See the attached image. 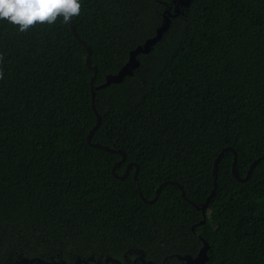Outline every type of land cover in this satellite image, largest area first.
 <instances>
[{
  "label": "trees",
  "instance_id": "16d2710c",
  "mask_svg": "<svg viewBox=\"0 0 264 264\" xmlns=\"http://www.w3.org/2000/svg\"><path fill=\"white\" fill-rule=\"evenodd\" d=\"M175 0H79L73 26L94 86L155 35ZM61 16L25 31L0 20V264L148 259L209 246L206 264H264V0H191L120 84L95 91ZM137 166V167H136ZM194 228L192 229V227ZM198 236V237H197ZM36 264V262H34Z\"/></svg>",
  "mask_w": 264,
  "mask_h": 264
},
{
  "label": "water",
  "instance_id": "95a60500",
  "mask_svg": "<svg viewBox=\"0 0 264 264\" xmlns=\"http://www.w3.org/2000/svg\"><path fill=\"white\" fill-rule=\"evenodd\" d=\"M190 3H191V0H175V1H173V8H170L169 6H167V9L163 12V15H162V18H163L162 23L156 29L155 35L153 37L146 39L141 45H138L133 50H131L129 53L127 62L121 67V69L115 74L106 75L105 81L101 85H98V86H94V84H93L94 78H95L96 73H97V68L91 64V59H90L91 50H90L89 46L87 45V43L84 40H82L79 37V35L76 33L75 27L73 26V19L71 18L69 21V28H70L72 35L81 45H83V47L86 50L85 64H86L87 68H89L93 71V74H92L90 81H89V86H90V92H91V107H92V109L96 115V124L87 134L86 140H87L88 144H90V145H92L98 149L107 151L109 153H116V154L120 155L121 159L119 161H117L111 169V173L115 178H121L122 179V178L126 177L129 169L132 167V165H135V164H133V163L128 164L126 166L125 173L122 176H119L116 174V169L125 160V154L121 150H116L114 148L101 145L99 143H91V138L93 136V133L98 128L100 121H101L100 115L97 113L96 108H95V91L106 88L112 84H120L124 81V79L126 77L132 76L133 71L135 69H137L139 67V64H140V62L137 58L138 55L147 54L148 52H150L152 47L161 40L163 33L168 29L169 24H170V18L177 16V14L180 13V9L182 7H189ZM228 151L233 153V163H232V168H231L232 175L235 177L236 180H238L240 182L246 181L249 178V176L251 175V172H252L253 168L256 166V164L260 160H264L263 157H260V158L256 159L255 161H253L249 167V170L247 171L246 176L244 178H241L236 171V154H235V151L230 147H226V148L222 149L221 152L218 154V156L215 158L214 164H213V169H212L213 189L203 203H196L194 201L189 200L183 191V187L181 185H179L177 182H164V183L160 184L158 186V188L155 190L153 199L147 200L142 195V193L139 189L138 183H137L138 168H136L134 175H133L134 187L137 190L139 197L144 202L153 203L157 199L160 191L162 190V188L164 186H166L167 184L177 186L180 190V195L183 198V200L189 202L196 210L201 211L203 220L197 224V225H200V224L204 223L205 210L208 206L209 201L211 200V198L213 197V195L215 193L218 162H219L220 158L222 157V155ZM193 228H194V226L192 227V229ZM202 242H203V245L200 248L198 255L196 256L195 260L193 261L194 264H205L206 262H208L207 253L209 250V246L203 239H202ZM79 261H81V260H78L76 262V264H79ZM34 262H36V264H66L63 261H61L60 263L44 262L41 260L25 261L26 264H34ZM83 262H84V264H87L86 260H83Z\"/></svg>",
  "mask_w": 264,
  "mask_h": 264
},
{
  "label": "clouds",
  "instance_id": "9594fccd",
  "mask_svg": "<svg viewBox=\"0 0 264 264\" xmlns=\"http://www.w3.org/2000/svg\"><path fill=\"white\" fill-rule=\"evenodd\" d=\"M79 0H0V20L25 31L34 23L52 24L58 16L65 22L79 15Z\"/></svg>",
  "mask_w": 264,
  "mask_h": 264
},
{
  "label": "flooded vegetation",
  "instance_id": "af4514ba",
  "mask_svg": "<svg viewBox=\"0 0 264 264\" xmlns=\"http://www.w3.org/2000/svg\"><path fill=\"white\" fill-rule=\"evenodd\" d=\"M198 238L202 242V238L200 237ZM201 247L202 245L197 249V251L194 254H191L189 252L170 254V255L162 256L159 261L148 259L146 255L140 251L125 253L121 256L120 259L105 257L99 260H94L89 258L86 261L87 264H194L193 261L198 255V252ZM77 261H75L73 264H76ZM79 264H84V262L79 261Z\"/></svg>",
  "mask_w": 264,
  "mask_h": 264
}]
</instances>
